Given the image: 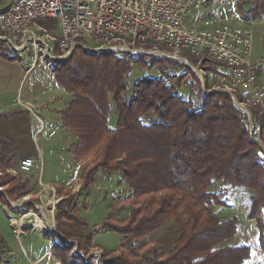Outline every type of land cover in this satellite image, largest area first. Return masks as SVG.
<instances>
[{"label": "trees", "instance_id": "trees-1", "mask_svg": "<svg viewBox=\"0 0 264 264\" xmlns=\"http://www.w3.org/2000/svg\"><path fill=\"white\" fill-rule=\"evenodd\" d=\"M236 6L244 20H264V0H236ZM41 22L57 28L56 19ZM4 44L5 55L11 48ZM143 58L77 47L67 60L54 62L57 83L71 95L62 122L78 139L72 152L81 165L93 159L81 191L88 190L102 169L119 171L132 192L118 202H129L124 205L129 213L104 222L122 235L119 248L102 250L97 259L85 252L95 246L87 221L78 215L81 194H65L68 189L56 187L61 197L58 230L78 240L79 251L64 255L70 246L56 241L53 255L62 264H245L255 246L236 243L241 219L219 209L232 207L227 201L232 191L248 187L252 193L247 217L260 229L264 258V151L251 140L244 112L226 92H196L193 85L184 97L166 78L143 77L126 97V77L134 62L144 65ZM152 59L151 65L164 60ZM206 61L204 57L202 65L211 68ZM114 112L117 122L112 127ZM16 156L14 143L0 134V171L6 174ZM10 174L8 181L16 182L7 191L11 198L32 180H16ZM164 227L173 233L158 236ZM54 236L62 238L46 234ZM0 249H7L2 236ZM0 264H8L3 256Z\"/></svg>", "mask_w": 264, "mask_h": 264}, {"label": "built area", "instance_id": "built-area-1", "mask_svg": "<svg viewBox=\"0 0 264 264\" xmlns=\"http://www.w3.org/2000/svg\"><path fill=\"white\" fill-rule=\"evenodd\" d=\"M211 1L0 0V39L10 51L19 54L32 50L34 61L43 57L49 60L50 66L54 61L67 60L77 47L91 53L150 54L185 62L188 60L185 54L199 61L205 57L217 65L209 70L218 81L210 91L217 89L231 95L244 112L251 140L264 150L262 123L255 114L260 109L264 115V80L256 70L259 60L252 58V31L243 24L226 21L220 0L213 11L217 25L187 24L189 15L204 9ZM43 19H56L57 28L44 25ZM53 46L55 54L51 52ZM3 111L0 100V113ZM20 171L40 176L42 165L33 157H25ZM51 188L56 195V189ZM29 196L16 205H28ZM46 208H41L39 214L52 210L51 205ZM35 214L31 212L33 219L29 222L30 216L25 213L20 218L10 217L17 235L27 227L46 229L35 221Z\"/></svg>", "mask_w": 264, "mask_h": 264}, {"label": "rangeland", "instance_id": "rangeland-1", "mask_svg": "<svg viewBox=\"0 0 264 264\" xmlns=\"http://www.w3.org/2000/svg\"><path fill=\"white\" fill-rule=\"evenodd\" d=\"M220 1L223 2V0ZM226 2H229V0H227ZM217 4L218 3H216V5ZM195 20L196 17L191 14L187 19V24L190 26H206L204 24H196ZM0 33L2 32L0 31ZM0 43L4 44L5 42L0 39ZM254 47L255 57L259 56L261 58H264V42L256 40ZM0 51H4L3 46H0ZM25 51H27L29 53V56L33 59L32 50ZM8 52H10L9 54L14 53L16 59H20L21 52L23 51L19 52V54L10 50L5 51V53ZM51 52L54 54L56 53L54 46ZM140 56L144 57L142 59V61H145L143 63L144 65L134 62L131 71L126 77L128 88L125 95L128 98H130L134 93L135 83L143 77L166 78L168 82L174 84L177 87L179 93L184 97L189 96V89L193 85L195 86L194 88L196 92L199 90H203V92L207 93L210 92L211 88H213H209L208 84L212 86L213 84L218 83L217 79L209 71V69L217 68V65L211 61H206V65L211 66V68H205V66L202 65V61L199 62L197 58L188 54H185V58L188 59L187 62L182 60L179 61L175 58L171 59L165 57H157L150 54H144ZM152 57L155 59L164 60L159 64L151 65V63H153ZM39 59H41L39 63L41 68L45 65L44 61H46L47 65L50 66L48 64V59L43 57H40ZM54 62H52V66H50V68L54 69ZM4 66H6L7 69L9 68V72H13L9 75L13 74L18 76L19 71H16L18 65L11 66L8 64H4ZM3 69L6 68L4 67ZM34 76H39V72L37 70L34 72L33 76L30 77V82ZM194 76L197 80L194 79ZM36 79L37 84L35 85V87L37 88V91H39L40 88L38 87H40V85L42 84V80L38 78ZM44 86H46V83H44ZM59 89L62 92L59 94V96L64 100L68 97V93L61 87H59ZM214 91L219 90L215 89ZM15 97V94L7 93L0 89V100L4 106V110H8L10 109L8 107H11L9 106L10 104H7L8 101L5 99H15ZM42 110L43 108L36 109L38 114H40L44 119L45 124L44 126L42 125V127H44V130L40 131L38 135L40 137L39 143L43 146L46 157L40 155L38 141L36 139L35 145L39 154V161L42 165L41 179L45 184L53 185L42 186L40 178L37 174H28L21 172L19 169V163L16 164L15 160L13 162V166H11L10 169L5 172L6 174H4L3 171H0V236L4 238L7 244V249H3L4 251H2V253L0 249V256H3L8 264H62V262L58 260V258H56L51 251V247L53 244H55L56 241H59V244L61 243L65 246H70L71 250L63 251L62 254L70 256L74 253H78V240H70L68 238H65V236L62 235V233L58 230V221L56 214L58 211V204L56 205L55 210L53 208L55 206L54 204H45L48 196L54 195V197L56 196L55 199L58 198V202L60 201L61 197L58 192H56L55 195V191H53V189L51 188L54 187V189H56V187H58L68 189L65 194H81L78 198V215L83 216L87 221V230L89 234H93V246H95L92 248H87V251L85 252L87 253V256L94 255L98 259L102 254V250L113 252L119 248L122 241V235L114 230H111L110 228L105 227L104 222L110 217L121 218L125 217L129 213L130 207L124 206L129 202H120L119 205L118 202L120 200L119 198L129 196L132 191L119 171H105L102 169H100V172L94 175L88 190L81 191V186L83 183L82 180H84L83 174L87 173L89 167H92L91 165L93 163V159L83 161V164L81 165L79 164L78 159H76L73 154L75 159V161H73L74 159L69 153V149L74 142V136L71 133H67L62 128L61 116L59 114L60 110L52 109V114L49 117L47 114H44ZM116 122L117 114L114 112L113 115L109 118V123L112 127H115ZM262 123L264 122L262 121ZM262 129L264 138L263 126ZM75 144L72 146V149ZM10 172L15 174L14 177L17 178L16 180H22L24 182H26L28 178L32 180L31 185L28 184L30 187H24L21 190L20 194L17 193L16 195H13V197L11 196V198L8 196L7 191L11 189L16 182L8 181L13 177ZM234 192H236L237 194H235L233 199H230L229 196H232V193ZM251 193L252 190L248 187H241L237 191H232L228 195L227 201L230 204L232 203L235 208L233 207L234 210L228 208L224 209V214H226V216L238 215L240 217L241 234H238L239 243L252 244L255 246L253 258L249 259L245 264H264V258L259 249L258 243V239L260 237V229L255 221L249 220L247 217L250 208V201L248 198ZM28 195H31L29 196L31 198V202L28 205H16V203L21 202V200ZM47 205H51L52 210H43V215H40V209H47ZM219 210L223 214V210ZM31 212L36 213L35 216L36 220L38 221L37 223L42 227H45V224L42 221L39 222V219L42 217L45 218L46 213L50 220L55 221V229L48 230L46 227V229H33L36 227H32L33 230H27L30 229L27 227L23 228V230L21 231V235H17L15 231L16 227L10 221V219L12 218L11 216H17L20 218L22 213L28 214V216L30 217L29 219H27V222H29V220L33 219ZM47 233L58 234L62 238L57 239L56 236H54L53 238L49 239L48 237H46ZM165 233L172 234L173 229L164 227L157 233V235L160 236ZM47 250H49L48 256L47 254H45L42 257V260H45L35 263L34 260L42 256ZM85 252L83 254H85Z\"/></svg>", "mask_w": 264, "mask_h": 264}, {"label": "crops", "instance_id": "crops-1", "mask_svg": "<svg viewBox=\"0 0 264 264\" xmlns=\"http://www.w3.org/2000/svg\"><path fill=\"white\" fill-rule=\"evenodd\" d=\"M223 0V7L222 13L224 19L226 21H230L231 23H240L249 28L253 33V58L259 60L257 64L256 70L261 79L264 80V58L254 55V44L256 40H260L264 42V20L262 19H255L246 21L240 15L237 6L236 0ZM218 0H212L207 4V6L200 10L199 12L193 13L194 17H196L195 23L196 24H204L208 27H213L217 25V22L214 20L213 11L214 8L217 6L216 3ZM198 26V25H197ZM0 89L7 93L15 94V99L7 98V104H10L8 107L10 109L4 110L0 113V134L5 137L6 139L11 140L16 148V164L20 163L21 160L25 157H33L39 160V154L37 152V148L35 145V139L38 141V148L40 155L45 156V151L43 146L39 143L40 137L39 132L44 130V119L36 109L43 108L42 112L47 114L48 117L52 114V109H59V114L61 116V123L62 128L68 132L63 125L62 122V111L67 105V103L71 100V95L68 93L67 98L64 100L59 96L62 93L59 89L61 87L54 76L53 68L47 65L46 61H44L45 65L41 68L40 67V60L34 61L27 51L21 52L20 59H10L9 57L14 56L13 54L5 53V55L0 51ZM200 62V61H199ZM4 64H8L11 66H17L18 68L16 71H19L18 76L16 75H9L13 73L12 71L9 72V68L7 69ZM6 69H3V68ZM39 72V76H34L29 81L30 77L33 76L35 71ZM211 70V69H209ZM21 71V72H20ZM44 76V78H43ZM42 80V84L40 85L39 91L35 85L37 84V79ZM16 83V84H15ZM46 83V86H44ZM62 88V87H61ZM6 98V97H5ZM36 108V109H35ZM50 112V113H49ZM257 119L260 122H264V115H262L261 110H257L255 113ZM264 127V123H262ZM72 134V133H71ZM73 135V134H72ZM74 136V135H73ZM77 138L74 136V142L69 149V153L72 155V146L77 142ZM75 161V159L73 160ZM12 169V168H11ZM25 173V172H23ZM29 174V173H28ZM41 175L39 176L42 186L44 185H53V184H45L42 179ZM237 194L236 192L230 195V199ZM232 205V203H231ZM235 206L232 207H222L223 212L224 209H232L234 210ZM31 230V229H27ZM241 231V229H240ZM239 233L241 234V232ZM236 243H239V236L236 240ZM49 250H47L42 256L35 259L34 262H38L45 254H48Z\"/></svg>", "mask_w": 264, "mask_h": 264}, {"label": "bare ground", "instance_id": "bare-ground-1", "mask_svg": "<svg viewBox=\"0 0 264 264\" xmlns=\"http://www.w3.org/2000/svg\"><path fill=\"white\" fill-rule=\"evenodd\" d=\"M47 197V196H46ZM54 201H55V197L54 196H48V199L46 200V203L45 204H48V203H52L54 204ZM54 210H55V206L53 207ZM36 218V216H35ZM43 218V217H42ZM40 218L39 219V222L42 221L45 225V227L48 229V230H54L55 229V221L53 220H50L49 217L46 215L45 213V218ZM38 219V218H37ZM36 220V219H35ZM37 221V220H36ZM38 222V221H37ZM43 225V224H42Z\"/></svg>", "mask_w": 264, "mask_h": 264}]
</instances>
